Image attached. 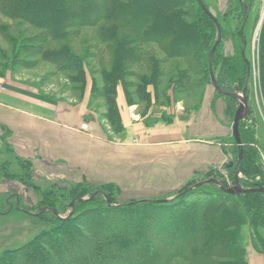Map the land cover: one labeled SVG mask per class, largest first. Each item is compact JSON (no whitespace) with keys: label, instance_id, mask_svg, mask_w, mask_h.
<instances>
[{"label":"rangeland","instance_id":"obj_1","mask_svg":"<svg viewBox=\"0 0 264 264\" xmlns=\"http://www.w3.org/2000/svg\"><path fill=\"white\" fill-rule=\"evenodd\" d=\"M75 1L77 0H65L64 2L68 10L72 11V19L79 20L81 23L90 22L93 15H96L94 7H101L97 0H80L78 4ZM185 1V8L190 11L193 24L200 26V33L202 30L203 36L200 45L203 60L198 65L196 74L193 75L196 83L189 89L183 86L180 88L181 85L176 81V75L189 70L188 58H171L165 53L163 43L149 42L143 45V49L162 64L159 65L162 76L157 78L155 86L143 84L141 81L143 77L147 80L152 77L151 69L154 64L140 63L127 76L126 85L119 86L118 93L122 94L127 105L133 107L138 115L155 121L174 119L198 112L203 108H211L214 117L225 128L226 134L216 139L215 142L224 150L226 161L222 168L213 173L210 171L212 174L209 172L198 176L195 182L204 181L202 179L209 177L218 180L227 189L234 188L238 184L245 190L255 189L250 188L254 184H259L260 188H264V95L259 59L261 32L264 25V0H242V3L240 0H202L211 14L219 21L221 27L222 39L216 55L214 54L217 75L222 77L226 75L221 72V65L232 61V64H235L232 68H238L240 71L237 74L235 70L232 71L233 69L227 71L224 84L231 89L234 84L238 83L237 92L247 99L249 107L247 115L240 123L243 149V161L240 164H238L240 147L236 144L232 132L235 114L240 103L219 95L209 78L207 60L210 47L214 46L218 40L217 26L210 24L208 19L199 13L194 0ZM242 4L249 7L248 10ZM42 13L47 20H52L50 11L45 9ZM80 13L87 15L88 18L81 20ZM32 20L35 21L36 18ZM131 22L135 24L136 19L133 18ZM100 27L101 25H93L71 29L69 31L71 34L67 39L49 41L50 48H61L68 45L73 52L85 58L87 73L85 83H83V78L77 73L61 70L39 53L32 52L31 42L44 33L43 29L24 20L7 18L0 13V90L7 89L10 85L22 84L39 91L41 95L54 100L61 106L77 108L87 102L88 121L92 120L98 127L94 133L104 139H116L120 135L115 124H113L114 129L111 125L105 99L98 93L103 87L102 70L106 68L110 71L112 68V57L108 46L98 42ZM121 33L135 36L133 31L127 29L121 30ZM138 42L140 43V40ZM196 49L199 48L194 49V55L198 52ZM143 90L149 95L145 97V94H142ZM229 92H234V89ZM12 150L6 131L0 128V261L4 256L9 257V253L23 249L34 240H45L50 236L66 240L64 234L66 231L70 232L71 227H63L56 221L57 219L64 221L72 217L80 218L78 222L81 224V226L73 227V239L79 236L89 243L96 242V240L99 242V240L91 236L87 229L107 230L106 224L129 229L133 223L134 226L138 225L135 226L136 231L143 230L148 233L150 230L157 250L153 253L144 248L141 253H145V257L152 253V256L147 257L145 262L162 261L165 258L164 252H168L167 255H169L170 250L167 249V242L164 239L165 231L160 225L167 224L166 222L177 224L182 218L189 224L192 223L191 228L196 230L198 228L195 223L197 210L202 208L203 203L209 206L218 200L215 197L219 195L218 190L210 186L214 184H205L206 186L201 190L185 197H179V192L187 187L185 186L174 192L175 195L171 197L151 199L154 201L171 200L169 204L158 205L164 208L168 206L165 211L159 210L160 214L150 210L151 208L147 205L135 207L128 214H120V211H111V208L117 209L130 203L119 201L117 192L111 188L93 189L86 184L72 185L56 179L43 178L33 173L34 171L24 164L25 162L20 160ZM228 166L232 169H228ZM243 183H246L249 188L244 187ZM143 200L146 199L140 201ZM242 207L251 210L254 219L264 217V197L262 196L257 197L255 202L248 201ZM176 216H179V219ZM262 224H264L263 221L256 220L254 225L248 223L244 227L241 242L243 246H241L245 251L244 255L248 264H264L258 259L264 256V253L258 252L255 248V240L259 247L264 246L260 241L261 236L259 237V235L264 236V225ZM238 229L239 232L240 228ZM120 240H124L122 236L117 237L115 242L121 246ZM71 242H73L72 238L70 245ZM132 242L137 243L134 239ZM107 247L102 248V251L110 252ZM123 248L137 253L134 247L123 246ZM45 249L49 248L45 247ZM88 250L94 251L91 247ZM232 256L212 260L215 263L217 261L218 263H233L235 260L231 259ZM29 258L32 257L29 256ZM29 258L25 257V260ZM40 259L41 256H38V260ZM16 260L18 258L12 262L8 261L7 264H18ZM38 260L34 263L38 264ZM124 264H133V261L126 259ZM170 264H189V262L180 257L174 258Z\"/></svg>","mask_w":264,"mask_h":264},{"label":"trees","instance_id":"obj_2","mask_svg":"<svg viewBox=\"0 0 264 264\" xmlns=\"http://www.w3.org/2000/svg\"><path fill=\"white\" fill-rule=\"evenodd\" d=\"M64 1L65 0H0V13L7 18L24 20L37 28L43 29L44 33L31 42V44H33L31 49L32 52L39 53V55L55 64L61 70L77 73L83 78V83H85V76L87 73V62L85 58L73 52L68 45H64L61 48H50L49 41L67 39L71 34L69 32L71 29L101 25L98 42L108 46V50L112 57V68L110 71L106 68L102 70L103 87L98 93L105 99L109 110L111 125L114 129L113 124H115L119 135H122L125 131L117 103L119 86H125L126 78L130 75V72H132L131 70L136 65L140 63L143 64L144 62L148 65H154L151 69L152 79L149 78L147 80L146 77H143L142 80L140 79L143 84L155 86L157 78L162 76L159 66L162 64L158 63L150 56V53L143 49L144 44L149 42L163 43L165 53L171 58H188L189 70L178 73L176 75V81L181 85L180 88L183 86V88L188 89L196 83L193 79V75L196 74V70H198L197 67L201 64V60H203L201 54L203 51L200 46L203 36L201 34L202 30L200 33V26L195 23L193 24L191 13L185 8V0H129L126 2H121L119 0H97L100 2L101 7H94V14L96 15H93L91 21L88 23H81L79 20L72 19V11L68 10V6ZM79 1L80 0H77L75 2L78 4ZM194 2L198 6L199 13L203 14L210 24L217 26L204 12L199 4V0H194ZM45 9L51 12V21L42 16V11ZM81 16V20L88 18L85 14ZM32 18H36L37 21H33ZM133 18L136 19L135 24L131 22ZM43 22L47 23L43 24ZM125 29L133 31L135 36H128L124 33L120 34L121 30ZM216 29L219 37L218 27ZM139 40L140 43L138 42ZM196 47L199 49H196L198 52L194 55L193 51ZM213 47L214 46L210 47L209 54ZM259 59L261 65V86L264 95V25L261 32ZM215 62L216 59L214 56L212 59V66L218 85L226 91H233L239 84L236 83L231 89H228L224 84V80L227 79V71L229 72L233 69L232 67L235 64H232V61L228 64H222L221 72L226 73V75L222 77L221 75H217ZM207 63L209 78L212 82L209 56ZM234 70L236 74L240 71L238 68H234L232 71ZM174 89H177V87H174ZM142 94H145V97L149 95L145 90L142 91ZM218 94L221 95L220 93ZM221 96L235 101L232 97ZM3 130L6 131L7 136L10 135L8 130L5 128ZM24 164L29 166L27 161H25ZM228 169L232 168L228 166ZM211 172L213 173L214 171ZM205 179L211 178L208 177L202 180ZM198 182H195V180L192 181L179 193H183ZM86 185L96 189L90 184ZM204 186L206 185L190 190L183 195V197L201 190ZM210 186L218 190L219 195L215 196L218 200H216L215 204L209 206L203 203L202 208L197 210L195 214V223L198 228L196 230L191 228L192 223L189 224L182 218L177 224H173L174 222H166L167 224L162 223V225H160L161 229H164L166 233H164V239L167 242V249L170 250L169 255H167L168 252L163 251L165 253V258L162 261H155L152 263L145 262L147 257L150 258L152 256V253L151 255L149 254V256L146 255L147 257H145V253H141V250L144 248H147L153 253L157 250L156 244L151 238L150 230L146 233L139 227H136L141 230L136 231L135 226L138 225L136 224L134 226L133 223H131V228L129 229H124L119 225L115 227L106 224L107 230H103V228L96 230L95 228L87 229L91 236L99 240V242L96 240V242L91 241V243H89V241H84L83 238L79 236H76L77 239L75 237V239H73V227L81 226V224L78 222L80 218L72 217L64 221L58 219L56 221L61 223L63 227H71L70 232L66 231L64 234L66 235V240L60 239L61 237L57 236H50L48 239L45 238V240H34L23 249L9 253V257L4 256L0 264H7L8 261L12 262L15 258H18V260H16L18 264H35L34 261L38 260V256H41V259L38 260V264H124L126 259L132 260L133 264H170L174 258L180 257L188 261L189 264H248L244 255L245 251L242 248L243 245L241 244L243 241L242 233L244 227L248 223L249 225H254L256 220H259V222L263 221L264 223V217L254 219L250 212L251 210L247 207H244V209L242 205L248 201L255 202L257 197H264V194L258 192L230 194L224 192L215 184ZM243 186L249 188L246 183H243ZM260 187L261 185L254 184L250 188L257 189ZM144 205L149 206V208H151L150 210L159 214V210L165 211L168 207H159L158 203H140L132 206L118 207L117 209L111 208V211H120V214H128L130 211L132 212L133 208L138 206L142 207ZM103 213L106 212L103 211ZM176 217L178 218L179 216ZM238 228H240L239 232ZM234 229H236V231ZM120 236L124 239L119 241L121 246L117 245L115 242L117 237ZM259 237L261 244L264 245V236L259 235ZM71 238L73 242H71L72 244L70 245L69 242ZM133 239L136 240L137 243H133ZM110 240L114 242L110 243ZM255 242L256 250L260 253H264V246L261 248L256 240ZM67 243L69 244L67 245ZM106 246H108L107 249L110 251L108 253L102 251V248H106ZM123 246L134 247L137 253H134L136 251L127 250L123 248ZM45 247L49 249L46 250ZM89 247L93 248L94 251L90 252L88 250ZM29 256L32 258H29ZM229 256H232L231 259H234L235 262L218 263L217 261L215 263L212 260L213 258L221 259L224 257L228 258ZM25 257L29 259L25 260ZM101 258L103 259L99 260ZM77 260H79L78 263Z\"/></svg>","mask_w":264,"mask_h":264},{"label":"crops","instance_id":"obj_3","mask_svg":"<svg viewBox=\"0 0 264 264\" xmlns=\"http://www.w3.org/2000/svg\"><path fill=\"white\" fill-rule=\"evenodd\" d=\"M117 103L125 131L108 140L94 133L98 127L88 121L87 102L61 106L14 84L0 90V128L10 132L9 144L33 173L111 188L121 202L171 197L225 165L224 150L215 141L226 132L211 108L155 121L138 115L121 93ZM85 124L93 132L83 130ZM258 259L264 262V256Z\"/></svg>","mask_w":264,"mask_h":264},{"label":"water","instance_id":"obj_4","mask_svg":"<svg viewBox=\"0 0 264 264\" xmlns=\"http://www.w3.org/2000/svg\"><path fill=\"white\" fill-rule=\"evenodd\" d=\"M199 4L201 5L204 12L216 23L218 30H219L218 40H217L216 44L214 45V47H213V49L209 55V67H210V75H211L213 87L221 95L232 97L235 100L239 101V103H240L239 108L236 111L233 126H232L233 137L235 139L236 144L240 147V155H239V161H238V164H240L243 161V149H242V140H241V133H240V123L245 118V116L247 115V113L249 111L247 99L244 96H242L240 93L237 92L238 91L237 87H235L234 92H229V91H225L223 88H221L218 85L215 74L213 72L212 59H213V56L216 53L217 48H218V46L221 42V39H222L221 38V27L219 25V22L215 18V16L213 14H211V12L207 9V7L205 6V4L203 3L202 0H199ZM205 184H217L224 192L230 193V194L253 193V192H258V193L264 194V188L245 190L239 184L234 188L227 189V188H224L218 180L211 178V179L200 181V182L194 184L189 189H187L186 191L181 193L179 195V197L185 195L190 190H194V189H196L200 186H203ZM170 201H171L170 199H164V200H159V201L143 200V201L133 202V203L127 204L125 206H132V205H136V204H140V203L166 204V203H169Z\"/></svg>","mask_w":264,"mask_h":264},{"label":"built area","instance_id":"obj_5","mask_svg":"<svg viewBox=\"0 0 264 264\" xmlns=\"http://www.w3.org/2000/svg\"><path fill=\"white\" fill-rule=\"evenodd\" d=\"M83 130H85L86 132H91L92 128L89 127L88 125H83Z\"/></svg>","mask_w":264,"mask_h":264},{"label":"flooded vegetation","instance_id":"obj_6","mask_svg":"<svg viewBox=\"0 0 264 264\" xmlns=\"http://www.w3.org/2000/svg\"><path fill=\"white\" fill-rule=\"evenodd\" d=\"M240 2L242 3L243 1L240 0ZM242 5H243V4H242ZM243 7H244L246 10H248V8H249V7H246L245 5H243Z\"/></svg>","mask_w":264,"mask_h":264}]
</instances>
